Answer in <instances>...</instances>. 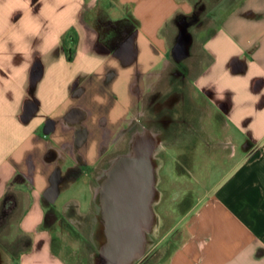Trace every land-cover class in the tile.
<instances>
[{
	"label": "crops",
	"instance_id": "crops-1",
	"mask_svg": "<svg viewBox=\"0 0 264 264\" xmlns=\"http://www.w3.org/2000/svg\"><path fill=\"white\" fill-rule=\"evenodd\" d=\"M192 10L190 0H0V214L16 209L21 188L18 228L28 237L18 251L0 249V263L68 264L52 234L64 189L113 144L103 137L145 114L174 55L189 74L195 115L207 104L210 133L242 155L203 197L167 264H264V0H227L194 32L184 25ZM174 21L184 26L181 50L168 36ZM101 72L115 85L132 73L137 99L119 97L108 114L84 101L86 82Z\"/></svg>",
	"mask_w": 264,
	"mask_h": 264
},
{
	"label": "rangeland",
	"instance_id": "rangeland-1",
	"mask_svg": "<svg viewBox=\"0 0 264 264\" xmlns=\"http://www.w3.org/2000/svg\"><path fill=\"white\" fill-rule=\"evenodd\" d=\"M190 1L193 10L184 25L194 32L204 25L207 16L220 14L227 0ZM174 25L175 21L168 25V36L172 44H175L177 36H182L183 28ZM198 51L197 45L193 44L192 56L182 63L188 66L194 61ZM180 65L172 55V63L164 73V82L159 87H154L156 91H151L146 97L145 116L142 118L140 115L141 118L135 120L136 116L132 120L142 123L145 129L153 130L163 140L154 158L158 166L155 178L160 194L158 203L154 205L155 220L147 234L148 243L144 252L132 264H167L172 253L187 236L192 216L204 202L203 197L214 191L220 180L226 181L228 172L242 155L239 146L237 151L234 149L233 141H226V138L221 139L210 133L203 118L207 104H199L200 108L195 115L194 103L188 98L189 74L186 75L183 65ZM133 76L132 73H127L126 79L120 81L121 85H115L114 77L109 79L106 72H101L99 79L96 77L86 82L88 89L84 93V101L96 104L102 114H108L118 107L116 100L119 97L128 105L138 97L132 93L138 87H133V91L129 87ZM119 116H124V112ZM132 121L126 123L117 136L103 137L104 142L108 143L113 139V144L109 147L107 144L102 146L97 153L98 158L86 168L87 173L81 176V180L75 186L72 184L64 189L60 200V204H64V211L61 210L57 216L58 221L54 224L52 234L56 252L68 264H104L100 255L101 245L107 240L103 222L105 213L100 212L97 188L100 176L111 166V162L118 155L127 152L130 137L127 132ZM117 122L118 119L112 120L115 126ZM213 122L218 134L221 133V119L216 116ZM94 133V139L98 140L99 131ZM197 144L202 145L196 152ZM252 153L246 149L243 155ZM24 195L21 188L18 189L16 209L0 214V249L6 254L18 251V242L28 239L18 228ZM4 264H10L7 258H4Z\"/></svg>",
	"mask_w": 264,
	"mask_h": 264
},
{
	"label": "flooded vegetation",
	"instance_id": "flooded-vegetation-1",
	"mask_svg": "<svg viewBox=\"0 0 264 264\" xmlns=\"http://www.w3.org/2000/svg\"><path fill=\"white\" fill-rule=\"evenodd\" d=\"M183 35L184 32H182V36L180 37V43L184 44ZM141 116L143 118L145 114ZM140 118L138 117L135 120H139ZM129 128L127 132L130 136L128 150L120 155L130 152L133 139L140 131H149L156 134L151 129H145V126L137 121L130 122ZM146 140L140 144L138 150L135 149V157L139 161V167H134L131 162L123 160L116 167V170H114V176L110 182V190L115 195L116 201L109 202L107 206L108 210L112 212H109L111 215L105 216L109 223H106L105 219H103V222L105 231L106 227H109L113 232L110 242L112 241L113 243L112 251H114V259L118 257V253H121V247L126 245V247L133 249L138 247L143 241L140 227L148 221V208L145 195L149 166L146 162H140V158L146 156V153L154 148L153 144L148 143V139ZM113 165L114 162L112 161L109 168ZM105 236L109 240L107 232H105Z\"/></svg>",
	"mask_w": 264,
	"mask_h": 264
},
{
	"label": "bare ground",
	"instance_id": "bare-ground-1",
	"mask_svg": "<svg viewBox=\"0 0 264 264\" xmlns=\"http://www.w3.org/2000/svg\"><path fill=\"white\" fill-rule=\"evenodd\" d=\"M179 45H183V43H179ZM146 139H148V143L151 144V142H152L155 144L154 145V147H155L154 151L151 153V155L149 157H145L144 159H142L143 162H146L149 164V167H148L149 168V176H148V180H147V184H146V195H145V199L147 202L146 204H147V208H148V221H147V223H144L140 227L141 232H142L143 241L140 243L139 248L136 251H134L132 253V255L130 257H128L121 264H132V262L134 261L135 258L142 255V253L144 252V247L148 243L147 234L150 231V228L153 224V221L155 220L154 205L156 203H158L157 199H159V196H158L159 191L157 189V183H156V178H155V172H156L158 166L155 163L154 158H155L156 154L158 153L159 148L163 144L162 139L158 135L153 134L149 131H140L139 133H137L133 139L130 152L128 154L118 155L114 159V161H113L114 165L111 168H107L105 170V172L102 173V175L100 176V186L97 188V198L100 199V201L99 200L98 201L101 204V205L99 204L100 209H101L100 212L102 211L105 213V216L106 215L109 216V215H111L110 213H112V212L108 210L107 206H108L109 202L116 201L115 195L110 190V182L112 180V177L114 176V172H115L114 170H116V167H118V165L123 160H125L126 162H131V164H133L134 167H139V165H140L139 161L135 157V149L138 150V148L140 147V144L144 141H147ZM104 219H105L106 223H109L107 220V217H105ZM106 232H107V235L109 237V240H107V242L105 244L101 245L102 256H103L105 264H111L110 259H109V255H108V253L111 250V248H110V239H111L110 232H111V230L109 227H106Z\"/></svg>",
	"mask_w": 264,
	"mask_h": 264
},
{
	"label": "water",
	"instance_id": "water-1",
	"mask_svg": "<svg viewBox=\"0 0 264 264\" xmlns=\"http://www.w3.org/2000/svg\"><path fill=\"white\" fill-rule=\"evenodd\" d=\"M183 48V45H178L177 46V49L178 50H181ZM178 56H183V55H179V54H177ZM151 144H153V146L155 145L154 143H152L151 142ZM155 148V147H154ZM154 148L153 149H150V151L149 152H147L146 153V156H144V157H141L140 158V162H143L142 161V159H144L145 157H149L150 155H151V153L154 151ZM136 151V150H135ZM144 163V162H143ZM148 166H149V164H148ZM149 169V168H148ZM148 176H149V171H148ZM112 231L110 232V235H112ZM111 238H112V236H111ZM111 240V239H110ZM112 245H113V243H112V241L110 242V248H111V250H110V252L108 253V255H109V259H110V263L111 264H121L122 262H124L128 257H130L131 255H132V253L134 252V251H136L138 248H139V246L138 247H135V248H133V249H131V248H128V247H126V245L124 246V247H121V253H118V257H116V259H114L113 257H114V251H112ZM100 258L102 259V262L104 263V259H103V256H102V250H101V255H100ZM105 264V263H104Z\"/></svg>",
	"mask_w": 264,
	"mask_h": 264
},
{
	"label": "trees",
	"instance_id": "trees-1",
	"mask_svg": "<svg viewBox=\"0 0 264 264\" xmlns=\"http://www.w3.org/2000/svg\"><path fill=\"white\" fill-rule=\"evenodd\" d=\"M70 57H72V55H70Z\"/></svg>",
	"mask_w": 264,
	"mask_h": 264
}]
</instances>
